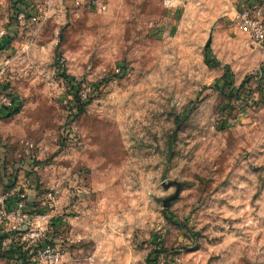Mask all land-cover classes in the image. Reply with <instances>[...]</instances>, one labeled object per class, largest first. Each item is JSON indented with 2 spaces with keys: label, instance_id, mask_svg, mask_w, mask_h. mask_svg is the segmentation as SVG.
I'll return each instance as SVG.
<instances>
[{
  "label": "rangeland",
  "instance_id": "obj_1",
  "mask_svg": "<svg viewBox=\"0 0 264 264\" xmlns=\"http://www.w3.org/2000/svg\"><path fill=\"white\" fill-rule=\"evenodd\" d=\"M246 4L0 0V85L20 105L0 122V201L24 196L31 222L0 218V264L45 244L59 264H264V49L234 24Z\"/></svg>",
  "mask_w": 264,
  "mask_h": 264
},
{
  "label": "built area",
  "instance_id": "obj_2",
  "mask_svg": "<svg viewBox=\"0 0 264 264\" xmlns=\"http://www.w3.org/2000/svg\"><path fill=\"white\" fill-rule=\"evenodd\" d=\"M105 9V8H104ZM35 20V19H34ZM234 24L237 30L245 35L248 39L250 47L255 49H264V3L247 4L241 8L235 15ZM8 37L5 28H0V40ZM9 65V61L0 66V76L4 75L5 67ZM15 101L5 91L0 94V108L6 111H12L15 108ZM16 197L17 202L13 209H9V200ZM24 196L13 194L9 198H2L0 201V218L8 216L13 218L19 225H31L30 219L25 214ZM32 219V218H31ZM59 264L60 255L55 247L45 244L40 249H36L34 255L30 259V264Z\"/></svg>",
  "mask_w": 264,
  "mask_h": 264
},
{
  "label": "trees",
  "instance_id": "obj_3",
  "mask_svg": "<svg viewBox=\"0 0 264 264\" xmlns=\"http://www.w3.org/2000/svg\"><path fill=\"white\" fill-rule=\"evenodd\" d=\"M9 40H12L9 38ZM9 40L6 42L5 44V47H9L10 46V42ZM69 85L72 86V81L69 80ZM224 85L225 87H229L230 86V83L228 81L227 78L224 79ZM6 88V87H5ZM6 90L4 89V86H1L0 85V94L2 92H5ZM221 92L227 94L224 90H221ZM228 95V94H227ZM232 96V95H231ZM11 98L15 101V108L12 110V111H6L7 114L5 116L4 119H10L14 116H16L19 112H20V105H19V102L16 100L15 97L11 96ZM80 104L82 105V107H80ZM84 106L85 104H83L81 102V99H79V111H78V114H82V111L84 109ZM16 202H17V198L14 197L12 198L11 200H9V209H13L14 206L16 205ZM4 237H0V251H1V247H2V242L4 241ZM42 247V246H41ZM36 250H28L27 252H23L22 251V247L20 245H12L5 253V255L8 256V259H9V262L12 263V264H30V259L31 257L34 255V252ZM165 253L164 250H158L156 251L152 256L151 258L148 260V263L147 264H158V261H159V258H160V255Z\"/></svg>",
  "mask_w": 264,
  "mask_h": 264
},
{
  "label": "crops",
  "instance_id": "obj_4",
  "mask_svg": "<svg viewBox=\"0 0 264 264\" xmlns=\"http://www.w3.org/2000/svg\"><path fill=\"white\" fill-rule=\"evenodd\" d=\"M249 1V2H248ZM244 2V1H243ZM245 3V2H244ZM264 3V0H247V4H262ZM246 4V5H247ZM9 35L8 37H6L3 40H0V61L2 59H4L5 57H8V55H10V53H12V48L13 47V40H9ZM11 39V38H10ZM9 40L10 42V46L9 47H5L6 42ZM256 51H262V49H256ZM261 57H263L264 60V51H262V53L260 54ZM264 62V61H263ZM260 77H264V63L261 66V70H260ZM263 83V82H262ZM7 112L5 109L0 108V122L5 118ZM0 234H3V232H0ZM2 237V236H1ZM4 242H2L3 245ZM2 250V249H1Z\"/></svg>",
  "mask_w": 264,
  "mask_h": 264
},
{
  "label": "water",
  "instance_id": "obj_5",
  "mask_svg": "<svg viewBox=\"0 0 264 264\" xmlns=\"http://www.w3.org/2000/svg\"><path fill=\"white\" fill-rule=\"evenodd\" d=\"M177 195H178V192H177V194L174 197H171L170 199L165 200L164 201V207L167 208L169 203L176 199Z\"/></svg>",
  "mask_w": 264,
  "mask_h": 264
}]
</instances>
